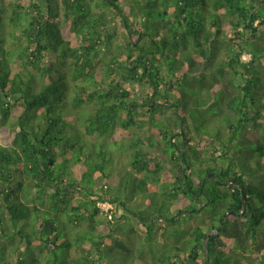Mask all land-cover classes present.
Listing matches in <instances>:
<instances>
[{
    "label": "trees",
    "instance_id": "trees-1",
    "mask_svg": "<svg viewBox=\"0 0 264 264\" xmlns=\"http://www.w3.org/2000/svg\"><path fill=\"white\" fill-rule=\"evenodd\" d=\"M140 125L117 187L116 146ZM0 126V264H264V0H0Z\"/></svg>",
    "mask_w": 264,
    "mask_h": 264
},
{
    "label": "rangeland",
    "instance_id": "rangeland-1",
    "mask_svg": "<svg viewBox=\"0 0 264 264\" xmlns=\"http://www.w3.org/2000/svg\"><path fill=\"white\" fill-rule=\"evenodd\" d=\"M5 9H8L10 16L12 15V10L10 9L9 3L7 2L5 4ZM94 11L95 12H99L100 9L97 7H94ZM109 18H112V15H109ZM117 25H115V39L113 41V47L111 48L112 51H116L117 47L120 44V40L123 38V31L121 26L119 25L120 22L118 21L116 23ZM7 33V38H8V43L6 44L7 48L10 50L15 51L16 53H24L25 49L24 47L26 46V42H25V37L20 29V27L15 26L14 24L11 23L10 27L7 28L6 30ZM11 33V34H10ZM107 51V50H104ZM119 50H117L118 52ZM103 53V52H102ZM116 53V52H115ZM104 54V53H103ZM102 58L104 57V55H100ZM250 56L249 55H245L244 56V60H249ZM21 66V62L19 64ZM23 66V65H22ZM31 70L33 72H35V69L31 68ZM98 73L100 74V76L104 79L105 81V85L107 86V84L109 83V79L106 76L105 72H104V66H100L97 69ZM75 83L78 82H73L72 84L75 85ZM127 89L133 93H137L140 95L145 96L146 95V90H143L142 88H139L137 86H130L127 87ZM139 98V97H138ZM96 104L95 103H89L88 105L83 106L82 109H80L79 111L81 112V114L84 112H94V108H95ZM86 121V116L85 118L82 120ZM192 127V126H191ZM194 128V127H193ZM4 130H2V127L0 126V140H1V136L4 135L5 138L7 139H12V134L11 132H5L3 134ZM79 133L81 134V136L83 138H85V140L91 142V143H97L98 141H100L99 138H97V136L95 135H90L86 129L85 126H81L79 128ZM151 135V130L150 127L148 125H140L137 127H133L128 135L126 136V138L120 142L119 146H116L115 149V154L117 156L116 160H115V164H114V175L116 177V185L117 187H119L120 185V181L122 179H125L128 177L129 174H131L132 168H131V162H132V158H131V149L128 147L133 141H135L138 137H146ZM113 142L112 140L108 141V143ZM113 144V143H112ZM115 177L110 178V181H113V179ZM2 187V186H1ZM100 187V186H99ZM101 191L100 188L97 189V192ZM85 196L84 194H78L75 196V200L77 199H84ZM141 201L144 204V207L146 208L145 202L146 199L143 196H138L135 201ZM100 207L102 208V210L104 212H108L109 210L112 209V206L108 203H101L99 204ZM49 205L46 204L44 209H47ZM130 210H136L137 211V203H133V206L130 208ZM125 210H120L118 213V216L120 215H124ZM126 213V212H125ZM163 214V212H161ZM158 214L160 215L159 211ZM128 219L126 221H122L121 223H119V221H115L114 219L107 217L105 214H103L102 216L99 217L100 221H103L104 224H106V228H112L114 229L115 227H118L119 230L121 232H125L126 229L129 230V228H131V226H133L136 230V235H133V238L135 239V241L138 242H142L144 241V239L147 237V233H146V228L141 225L131 214H127ZM63 219L65 222H67V218L62 215ZM9 226L10 222H9ZM164 226V222H160L159 223V227L162 228ZM69 229H70V237L71 239H75L78 235H80L81 233L85 232L88 230V225L87 224H82V225H78V226H72V224L69 225ZM161 233L159 234L160 237ZM162 241V240H161ZM76 250H73V254L75 255ZM132 254L137 257L138 255V250L136 251H132ZM150 255V254H149ZM149 259V258H148ZM151 263V260L148 261V264ZM101 264H107L105 263H101ZM129 264H145V263H141L139 261H134L132 259H129Z\"/></svg>",
    "mask_w": 264,
    "mask_h": 264
},
{
    "label": "water",
    "instance_id": "water-1",
    "mask_svg": "<svg viewBox=\"0 0 264 264\" xmlns=\"http://www.w3.org/2000/svg\"><path fill=\"white\" fill-rule=\"evenodd\" d=\"M209 178H215V174L214 173H211V174H209L208 176H207V179H209ZM237 186V185H236ZM237 187H239L240 188V191L242 192V202H243V212H242V215L244 216L245 215V213H246V210H247V205H246V197H245V195L243 194V188H241L240 186H237ZM231 214V212H229L226 216H225V218H227L229 215ZM220 226H221V223H220ZM218 233V231H212V233L208 236V237H211L212 235H214V234H217ZM207 240V239H206ZM206 240H205V243H204V246L206 247ZM207 264H208V256H207Z\"/></svg>",
    "mask_w": 264,
    "mask_h": 264
},
{
    "label": "built area",
    "instance_id": "built-area-1",
    "mask_svg": "<svg viewBox=\"0 0 264 264\" xmlns=\"http://www.w3.org/2000/svg\"><path fill=\"white\" fill-rule=\"evenodd\" d=\"M111 218V217H110Z\"/></svg>",
    "mask_w": 264,
    "mask_h": 264
}]
</instances>
